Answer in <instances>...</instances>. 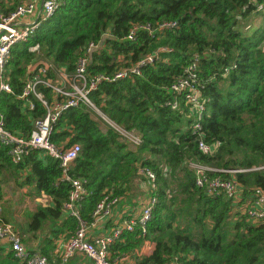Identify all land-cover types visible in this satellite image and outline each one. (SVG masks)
I'll return each instance as SVG.
<instances>
[{
    "label": "trees",
    "instance_id": "trees-1",
    "mask_svg": "<svg viewBox=\"0 0 264 264\" xmlns=\"http://www.w3.org/2000/svg\"><path fill=\"white\" fill-rule=\"evenodd\" d=\"M21 1L0 0V12ZM251 14L259 15L257 22L252 23ZM261 18L264 0H60L24 40L11 45L4 68L10 91L0 90V113L4 127L22 137L28 136L33 120L44 113L34 95L20 96L25 80L38 65L48 62L41 77L59 81L71 74L88 43L100 40L87 54V72L112 74L127 69L122 77L100 81L88 95L107 118L137 134L138 144L125 142L83 103L61 109L48 134L59 147L79 145L67 173L85 179L78 206L81 217L89 219L103 193L117 196L122 217L135 214L153 196L145 233L140 234L135 223L108 245L113 263L128 254L135 264H264V219H251L242 208L255 187L264 189ZM161 20L175 24L154 34L140 28L133 38L125 37L132 23L154 25ZM155 49L156 56L140 64L139 73L128 70ZM194 53L205 105L195 131L193 115H188L182 96L168 88ZM64 87L68 89L65 82ZM36 88L47 98H63L48 85L37 83ZM172 98L177 100L175 108L168 104ZM199 137L212 148L199 149ZM191 162L247 168L232 174L208 171L209 176H232L239 195L208 193L197 186ZM140 167L154 172L153 186L139 172ZM7 170L22 172L20 184L31 185L33 194L49 198L29 211L25 223L26 230L37 231L49 222L52 235H45V245L39 246L48 258L46 246L52 236L64 232L66 239L77 224L63 207L69 182L61 176L58 160L44 150L30 148L12 162L7 146L0 143V179ZM140 182L145 187L138 188ZM1 220L8 218L1 215ZM145 240L152 244L148 252L142 248ZM3 260L24 264L10 248Z\"/></svg>",
    "mask_w": 264,
    "mask_h": 264
},
{
    "label": "built area",
    "instance_id": "built-area-1",
    "mask_svg": "<svg viewBox=\"0 0 264 264\" xmlns=\"http://www.w3.org/2000/svg\"><path fill=\"white\" fill-rule=\"evenodd\" d=\"M60 0H22L12 9L0 12V90L10 91L8 83L5 81V64L9 57V49L17 41L24 40L38 22L50 16L56 9ZM260 8V4L256 5ZM175 24L174 20H161L152 25L149 22L132 23L126 33V38H133L136 30L142 28L149 34H154L162 28H170ZM103 33L102 36H106ZM100 40L90 42L85 48V54L77 57L73 71L68 76H63L61 80L51 82L48 78L41 77L49 67L48 62L36 67V72L27 78L22 86L20 96L34 95L42 104L44 113L33 120V126L28 136L16 135L4 127L2 114L0 113V143L7 146V153L12 162L20 160L30 148L44 150L47 154L58 160L62 177L68 180L70 188L67 200L63 207L76 218V226L60 246L58 260H49L44 254L37 251H29L22 244L19 235L15 231L11 222L0 221V238L8 243L13 254L24 264H62L74 252H81L91 259L93 264H114L109 259L108 245L115 240L123 229L131 230L135 223L138 224L140 234L145 233V222L150 217L151 205L154 202L153 196L143 202L139 210L130 216L122 217L120 214L114 218L109 227L103 232L90 235L88 230L103 220L109 218L117 205V196L110 193H103L90 212L89 219L80 216L78 212L79 199L85 192V179L80 176H71L67 169L73 162L79 151L78 143H70L65 147L55 145L48 138L52 122L57 118L61 109L69 105L83 103L96 112L102 119L110 124L125 142L136 145L140 138L131 130H127L107 118L91 101L88 92L95 88L102 80H113L124 76L127 69H119L112 74L88 73L86 70L87 54L99 46ZM162 48V47H161ZM157 54V49L151 51L140 59L135 65L129 67V71L139 73L140 64L150 61ZM197 55L194 53L191 60L184 66L181 73L177 74L168 85L171 91H175L182 96V102L187 105L188 115H193L191 123L192 130L200 128V118L205 109L204 101L198 82L195 69ZM227 67H225V70ZM64 82L68 84V89L64 87ZM37 83L48 85L53 93L63 96L57 99L55 96L47 98L37 88ZM170 108L177 106V100H168ZM29 107L31 104L29 103ZM200 134V132H197ZM197 146L202 151L212 148L211 144L203 142L200 137ZM194 171V183L201 186L208 193L222 191L226 196L237 197L239 195V185L231 176L223 178L219 175H208L209 170H220L232 174L236 171L247 168H214L206 164L191 162ZM249 169V168H248ZM143 173L149 185L154 184V172L146 167L138 168ZM245 214L251 219H264V189L255 187L251 198L243 205ZM89 235V236H88Z\"/></svg>",
    "mask_w": 264,
    "mask_h": 264
},
{
    "label": "crops",
    "instance_id": "crops-1",
    "mask_svg": "<svg viewBox=\"0 0 264 264\" xmlns=\"http://www.w3.org/2000/svg\"><path fill=\"white\" fill-rule=\"evenodd\" d=\"M22 176H23L22 172L18 171V172L13 173L10 170H7L2 174L1 179H0V216L1 215L6 216L8 218V222L12 223L13 227L15 228L17 233L20 235V240L22 244L27 250L37 251L41 253L39 251V246L41 247L45 245L44 244L46 241L45 235L49 237H51L52 235V233L48 231V228L50 225L49 222L47 223L45 227H43L40 230H37V231L26 230L25 224L23 221H14L13 219L14 217L12 214L15 210L13 208H10V207H16L15 204L18 203L17 197L21 194L22 196H26V201L30 202L32 200L34 203L33 204L34 208H29L28 211H31L30 209L32 210L35 209L36 205H38L37 200H35V197H38V196L33 194V187L28 184H24V185L20 184V180ZM21 210H24V209H21ZM64 212H66L65 209H64ZM118 215H119V212L117 210V207L115 206L112 215L109 218L100 222V224H97L94 227H91L88 230L89 234L93 235V234L103 232L109 227L111 221L114 218H116ZM65 236L66 235L64 232H58L56 235L52 236L53 241L50 242V244H48L49 246H46V253H47L46 255L48 256L49 260H52V261L58 260V252H59L60 246L65 240ZM151 247H152V244L148 240H145L144 244L142 245L143 250L145 252H148V250ZM8 249H9L8 243L5 242V240L0 238V264H9L3 260L4 255L8 252ZM19 262H22V261L19 260ZM62 264H93V263L91 259L88 258L83 253L74 252ZM114 264H135V262L132 259H130L128 254H122L114 262Z\"/></svg>",
    "mask_w": 264,
    "mask_h": 264
},
{
    "label": "rangeland",
    "instance_id": "rangeland-1",
    "mask_svg": "<svg viewBox=\"0 0 264 264\" xmlns=\"http://www.w3.org/2000/svg\"><path fill=\"white\" fill-rule=\"evenodd\" d=\"M262 8L263 7H261V9ZM258 18H259V15H253V14H251V21H252V23L257 22L258 21ZM263 21H264V19L261 18L259 24L262 23ZM261 45L264 46V37H263V39L261 41ZM92 116L94 118H96L99 122H103V121L105 122V120L102 119L100 117V115H98L96 112H93L92 113ZM144 183L145 182H140V184L137 187L139 188L141 186H144ZM22 200H24V201H22ZM35 200H37L38 204H44L45 202H47L49 200V198L46 195H42L40 197L39 196L38 197H35ZM17 202L18 203L15 204L16 207H10V208H13L15 210L13 212V214H12L13 217H14L13 219H14V221H23L24 224H25L27 222V220H28V213H29L28 209L29 208H34V205H33L34 203H33L32 200L30 202L26 201V196H22V194L17 197ZM21 209H24V210H21ZM19 210H21V211H19ZM30 210H32V209H30Z\"/></svg>",
    "mask_w": 264,
    "mask_h": 264
}]
</instances>
